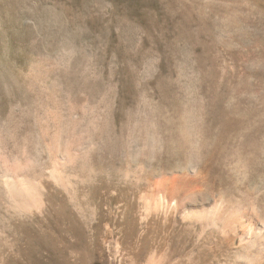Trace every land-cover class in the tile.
Segmentation results:
<instances>
[{
  "label": "rangeland",
  "instance_id": "obj_1",
  "mask_svg": "<svg viewBox=\"0 0 264 264\" xmlns=\"http://www.w3.org/2000/svg\"><path fill=\"white\" fill-rule=\"evenodd\" d=\"M16 176L41 186L40 210L10 206ZM164 181L178 191L143 220ZM58 194L118 213L107 243L180 250L179 264L204 259L171 240L177 207L237 199L258 234L216 264H264V0H0V264H67L55 244L85 236L78 221L55 235Z\"/></svg>",
  "mask_w": 264,
  "mask_h": 264
},
{
  "label": "bare ground",
  "instance_id": "obj_2",
  "mask_svg": "<svg viewBox=\"0 0 264 264\" xmlns=\"http://www.w3.org/2000/svg\"><path fill=\"white\" fill-rule=\"evenodd\" d=\"M22 177H11L5 181V187L7 189L17 192L16 195H21L18 200L10 198V206L16 210L17 208H22L31 213L40 210L44 204L40 191L42 189L41 186L34 179ZM62 177L63 174L60 171H56L54 176L56 185L61 184ZM193 181L200 188L206 187V181L203 176L196 175ZM178 186L176 183L171 184L167 181L156 186H149L144 191L145 193L141 195V199L144 202V209L141 215L142 219L147 221L154 212L164 211L167 207L165 197L176 193ZM77 192L82 194L81 191ZM61 196V194H58L57 198H53L55 235L61 239L63 236L70 239V231L68 232L67 229L74 228L76 221H78L80 223V225L77 223L80 226L79 230L85 236L83 238L84 243L78 241L79 239H76V241L70 239V243L68 244H55L53 248L54 252L67 261V264H93L95 262L94 259L100 260L101 263L98 264H179V259H172L174 257L183 258L186 263V259L182 256L180 250L168 255L163 248H157L149 252L148 256L142 260L137 258L141 252L133 249V247L127 245L122 246L116 242L113 245L107 243L103 239L104 232H107V226L111 224L112 228L116 230L122 226L121 219L116 211L120 210V207L118 205L115 206L114 211L117 214L113 217L108 213L106 208H101L99 205H96L94 208H92L93 206L89 208L85 201L82 200L83 198L74 202L73 199L66 197L61 200ZM231 200V197L224 196L217 203L215 201H208L202 205H190L186 208V212L177 211V207L173 213L174 221L184 231L185 235H179L178 238L172 236L171 240L173 239L172 241L178 242L179 245L183 242L185 246L198 245L200 248L198 253L193 252L191 255L188 253V256L193 261L203 258L204 260H201L203 264H216L220 261L216 259L217 251L219 250L222 261L225 260L224 262L230 263L232 258L236 254H239L246 244L253 240V236L257 233V231L248 229V222L251 220L253 214L251 215L245 204L237 199H235L237 208L233 206L231 208ZM70 203L73 204L70 206ZM64 208H68L67 213L64 212ZM73 216L79 220L74 218L70 221ZM166 217L168 216L162 215L160 219H165ZM66 219L69 221L67 223L69 224L68 227L64 223ZM232 220L233 224H231ZM174 221L168 220L160 224L175 227ZM64 224L66 227H64ZM257 224V229L264 230V224L258 222ZM87 226H92V229L90 228V231H86ZM113 229L111 234L112 237H115ZM175 253H179V255H175Z\"/></svg>",
  "mask_w": 264,
  "mask_h": 264
}]
</instances>
